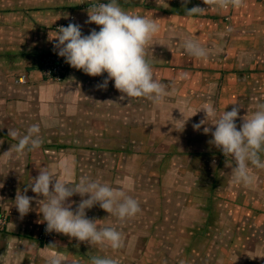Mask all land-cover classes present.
I'll use <instances>...</instances> for the list:
<instances>
[{"label":"crops","instance_id":"0c3cea01","mask_svg":"<svg viewBox=\"0 0 264 264\" xmlns=\"http://www.w3.org/2000/svg\"><path fill=\"white\" fill-rule=\"evenodd\" d=\"M90 2L0 0V210L7 216L5 227L0 229V264H46L41 249L49 244H56L52 251L61 254L66 264H89L94 255L112 256L111 248L89 246L56 232L44 239L41 231L46 223L41 222L42 214L36 202L43 197L37 196L28 186L39 170L59 172V178L65 179L61 167L65 164L71 173L67 179L73 183L88 177L109 184L111 178L106 182L105 175L100 172H111L109 159L115 158L117 166L124 161L127 152L122 148H110L121 140L135 141L138 130L140 134L145 131L146 135L144 138L139 134L138 140H148V135L155 133V128H144V122L129 121L128 109L133 107L128 98L121 99L122 94L115 89L114 81H109L106 89L97 87L107 73L91 77L69 64L61 81L49 79L45 73L47 57L58 55L55 41L49 40L55 36L58 24L73 17L84 35L92 29L99 31L97 25L86 23ZM120 3L133 14L155 19L158 24L159 31L149 48V59L155 79L168 84L167 90L176 93V105H184L179 99L186 101L187 98L188 108L199 109L208 98L210 84L216 86L214 105L218 111L225 108L230 111L233 105H238L239 116H244L264 103V0H244L239 8L210 7L198 16H186L182 0H120ZM194 6L207 7L203 0H190L186 5L188 9ZM185 37H192L215 54L207 59L187 55L180 47ZM21 75L27 77L25 84L15 81ZM201 116L204 117L203 112L194 115L196 123L202 120ZM209 121L206 122L211 125ZM132 123H137L134 125L138 128L129 127ZM236 123L239 128V117ZM33 124L40 126L41 147L18 155L12 147L17 140L9 136V129L24 134ZM207 124L190 137L195 141L187 149L192 155L188 165L177 172L168 165L157 168L165 173L162 178L169 177L170 173L178 174L173 176V184L166 182L174 188V194L163 191L160 197L159 190L164 185L160 178L158 184L162 182L161 185L155 189L154 185L148 187L149 201L139 203L143 212L135 217L119 221L99 205L86 210L87 217L100 220L101 226L117 227L125 241L127 236L130 252L139 254L146 238V252L149 248L156 250L154 259L147 255L149 264H233L232 255L223 256L222 251L216 250L207 258L206 250H202L214 236L208 234L214 224L212 221L221 220L227 214L232 233L226 241L231 246L226 247V252L239 251L236 247L243 243L244 238H239L242 229V232L247 231V244H243L248 245L249 254L254 255V261L249 259L248 263L264 264V169L252 170L256 178L248 184L247 194H243L246 198L243 205L249 211L243 220L253 225L246 229L236 228L235 222L241 218L236 213L232 217L226 207L239 205L234 198L238 196L235 192L238 184L229 169L221 165L226 159L222 152L208 143L212 136L210 132L204 133ZM261 159L264 160V154ZM212 171L208 175L207 172ZM117 173L121 176L115 179L112 187L125 192L134 188L132 177L120 170V166ZM137 175L133 177L136 179ZM223 187H230V190L224 194ZM25 188H28L26 194L35 199L32 210L21 217L12 207V201L17 191L23 192ZM154 192L157 197L153 196ZM80 200L79 195L70 198L69 202H76L73 210ZM238 213L239 216L243 214ZM228 227L221 224L215 232L225 235ZM220 248L225 250L223 245ZM120 257L116 258L122 264Z\"/></svg>","mask_w":264,"mask_h":264},{"label":"clouds","instance_id":"9594fccd","mask_svg":"<svg viewBox=\"0 0 264 264\" xmlns=\"http://www.w3.org/2000/svg\"><path fill=\"white\" fill-rule=\"evenodd\" d=\"M182 2L186 16H198L206 13L210 7L239 8L243 6L244 0H203L206 8L194 6L191 9L186 7L190 0ZM88 5L86 23L97 25L99 31L92 29L88 35H84L81 25L74 22L59 27L55 36L49 38L55 41L57 54L72 68L91 77L107 73V77L97 87L106 89L109 81H114L115 89L122 94L121 99L146 98L156 104L163 102L170 95L168 86L155 79L153 64L149 59V48L159 31L155 19L133 14L123 7L120 0H91ZM180 47L187 55L195 58L207 59L215 54L192 37H185ZM215 87V84L209 85V96L198 110L188 108L187 102H184V109L194 114L186 120L180 119L182 125L178 131L183 130L189 118L203 112L204 119L193 124L194 130H199L206 121L211 120L214 131L209 127L203 129L205 134L211 133L209 143L222 152L235 182L251 184L256 178L252 170L264 169V160L261 159L264 154V103L258 104L252 113L244 116H239L238 105H233L230 111L226 108L218 111L211 100ZM179 111L183 118L184 110ZM238 117L241 120L239 128L236 123ZM9 136L17 140L12 147L21 156L39 149L42 144L38 124L31 125L24 134L9 129ZM61 167L65 179L59 178V172L39 170L38 176L32 178L28 186L37 196L43 197L36 202L42 214L41 222L46 223V231L67 235L89 246L113 250L122 248L123 233L117 227L101 226L98 219H89L86 210L99 205L109 216L125 221L140 213L139 202L124 190L97 179L82 177L73 183L67 179L71 175L68 166L65 164ZM28 188L23 192L17 191L12 201V207L17 209L21 217L32 210L31 204L35 199L26 194ZM74 195H79L81 200L73 210L76 202L69 200ZM55 248L56 244L40 248L46 264H66L61 254L52 251ZM89 264L120 262L118 258L94 255L90 257Z\"/></svg>","mask_w":264,"mask_h":264},{"label":"rangeland","instance_id":"374dc122","mask_svg":"<svg viewBox=\"0 0 264 264\" xmlns=\"http://www.w3.org/2000/svg\"><path fill=\"white\" fill-rule=\"evenodd\" d=\"M169 93L170 95L166 97V99L163 102L159 104L155 103L156 105H154V107L152 105L153 102L146 98H128L129 104H131L133 107V108L129 107L128 109L129 121L138 120V122L141 124L144 122L143 127L148 130L155 128L154 130L155 133L152 134L153 136L149 134L148 137L150 139L144 140L146 136L145 131L142 132V134H140L138 130L137 134L139 133L140 136L144 137L143 139L138 140L139 139V134H138V139H136L135 141L129 140L127 141L128 143L123 140L119 141L118 145H115L114 147H111L110 149L112 150H114L115 148L126 149L127 152L125 154L126 157L124 161L121 164L115 166V161H114L115 158L114 159L112 158V161L111 159H109L111 162V166L112 167L114 166L113 168L111 167L110 169H108L111 172H108V171L100 172V175H105L106 182H109L111 178V182L109 184L111 186H114L115 179L121 176L120 173H117L118 167L120 166V170L125 171L126 174L132 177L131 179L133 181L132 184H134L133 189L131 188L130 190L129 189L126 190L127 194L132 196L136 200H139V203L143 201L144 202L149 201V197H150L149 191L150 190L148 189V187H150V185H152V187L154 185L153 188L155 189L158 185H161L163 182L164 185H162L160 187L161 189L159 190L161 191L159 192V195L161 198L163 197L162 196L163 191H172V192L174 191L173 190L174 188H172V186L168 184H173V179H174L173 176L174 175L177 176L178 174L170 173L169 177L162 178L161 175L165 173L157 170L158 167H163L165 165H168L172 167L173 172H177V169H179L183 165L184 166L188 165V163L190 162V159L192 158V155L190 153H187V149L190 148L191 145L194 144V141H195V140L190 139V137L192 136L194 137L195 130L193 128V124H196V120H195L196 118L194 116H193L194 118L193 117L189 118L187 122L185 123L183 130L182 131H178V130L180 129L182 125V120L180 119L186 120L189 116L193 115L194 112L192 113L184 109V105H181V104L176 105L177 99H178V98L177 99L174 98L177 96L176 93H171L170 91ZM208 96H209V93H208ZM211 97H212L211 100L214 103L216 99L215 90H214V95H212ZM179 100H181V103H184V102L188 103L189 99L186 98V101L185 99H179ZM147 101L148 103H146ZM179 109L184 110L183 118H182V115ZM136 110H138L137 112L139 116L136 115ZM201 118L204 119L203 116H201ZM209 122H212V121H209ZM134 124L137 125V123H132V125H129V127L130 126L134 127L135 126ZM135 127L138 128V126H135ZM207 127H209L211 130L214 131V126L207 124ZM132 129H129V130L131 131ZM148 130L146 131V133L148 132ZM152 137L157 138V140L151 141ZM213 148H216V147L213 146ZM215 160L218 161L219 160L218 157ZM125 162H127V165L125 164ZM221 165L226 166L227 167L226 169H229V171L231 172V168L229 165L226 164V162H224ZM213 172L214 171L207 172V173L208 175H210ZM134 174H138L136 179L135 177H133ZM212 176H214V174H212ZM160 178L162 179V182L158 184V182L160 181ZM214 180H216L215 176H214ZM174 181H177V179H175ZM166 182H169V183L167 184ZM237 184L238 186L235 187V190H236L235 192H237L238 196L236 195V197L234 196V198L237 199V201L239 202L238 203L239 205L236 204V206H234L233 208L232 207L230 208V205H229V207H226V209H228L227 211L228 214L232 215L233 213H236L238 217L241 218L239 222L234 221L235 223H237L234 226L236 228H238L237 226H240L241 228L246 229L248 225L250 224L253 225V222L249 224L248 221L243 220L248 217V212H249L247 206L243 205V201H246L245 195L243 194H247L249 187H248V184L240 185V183L236 182V185ZM145 187H147V189ZM211 187L213 188V186ZM228 189L230 190V187H223L222 191H224V194L227 193L226 191ZM132 190L134 191V193ZM213 191H215V189ZM172 194H174V192ZM153 196L157 197L158 195H155V192H154ZM225 206L226 205H224L223 207ZM238 211H241L243 214H240L239 216ZM226 215L227 214H225L221 220L217 218L215 219V221H212L215 225L214 224H213L214 226L212 225V229L209 231L208 234H211V235L213 234L214 236L208 240L211 242L208 243L205 249H202V250L203 251L206 250L207 258L212 256L214 252L218 250L219 252L222 251L223 256H226L227 254V256L231 257L232 255V258H234V263L237 262L235 264H249L248 263L250 262L249 259H252L251 262H253L254 261L253 253L250 252L251 253L250 255L248 251L249 249L248 245L243 244L244 242L246 243L245 240L247 239V231L242 232L241 231L242 229L239 232L240 234L239 233L238 234H239L240 239L244 238L243 243H240L238 248L236 247V249H238L239 251L234 252L233 250V253H231L232 251L231 250L230 252H226V247L230 245V243L229 242L227 243L226 241L228 239L230 240V236L232 233L231 231H229L230 223H229V220H227L230 218L226 217ZM233 216L234 215H232V217ZM216 224L218 226H216ZM221 224H223V226L225 227L226 226H229V227L226 229L224 228L225 233L227 234L225 235L221 234L219 236V233L215 231H216V227L219 228ZM217 233L218 235H216ZM238 234H237V237H238ZM144 240H145V243L144 245H142V248L139 250V254H137L134 251L133 252L128 251L130 247H128L127 249V244L129 241L126 236V241L124 240V246L118 250L112 249L111 251L112 256L110 257L119 258V255H120L121 256L120 258H122V262H123L122 264H145V263L149 264L147 255L150 257V259H152L153 254L155 253L156 250H151V248H149V251L146 252L145 245H146L147 239L145 238ZM222 245H223V248H225V250H222L220 248ZM198 254H200V252ZM201 256H203V254H201ZM164 261L167 262L165 259ZM218 264H221V263L219 262Z\"/></svg>","mask_w":264,"mask_h":264},{"label":"built area","instance_id":"2783aa9c","mask_svg":"<svg viewBox=\"0 0 264 264\" xmlns=\"http://www.w3.org/2000/svg\"><path fill=\"white\" fill-rule=\"evenodd\" d=\"M76 23L74 18L71 17L67 22L61 23L57 25V29L61 26H67L69 23ZM67 64L64 60V58L58 56V55H50L47 57L46 60V69L45 73L49 79L60 81L63 79L64 72L66 70ZM15 81L17 83L25 84L27 82L26 75L18 76ZM7 223V216L1 212L0 210V229H3ZM52 232L46 231V224L43 226L41 231V236L44 239H47L51 236Z\"/></svg>","mask_w":264,"mask_h":264},{"label":"trees","instance_id":"16d2710c","mask_svg":"<svg viewBox=\"0 0 264 264\" xmlns=\"http://www.w3.org/2000/svg\"><path fill=\"white\" fill-rule=\"evenodd\" d=\"M67 64V63H66ZM67 66H68V64H67ZM67 68V67H66Z\"/></svg>","mask_w":264,"mask_h":264}]
</instances>
